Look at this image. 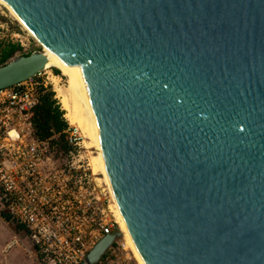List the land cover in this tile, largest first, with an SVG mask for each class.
<instances>
[{
    "label": "water",
    "instance_id": "1",
    "mask_svg": "<svg viewBox=\"0 0 264 264\" xmlns=\"http://www.w3.org/2000/svg\"><path fill=\"white\" fill-rule=\"evenodd\" d=\"M4 1L71 68L145 264H264V0Z\"/></svg>",
    "mask_w": 264,
    "mask_h": 264
},
{
    "label": "built area",
    "instance_id": "2",
    "mask_svg": "<svg viewBox=\"0 0 264 264\" xmlns=\"http://www.w3.org/2000/svg\"><path fill=\"white\" fill-rule=\"evenodd\" d=\"M42 73L0 91L1 201L26 229L35 264H83L100 241L122 232L116 202L93 171L98 151L85 146L79 127L68 122L63 135L35 136L30 115L40 89H48ZM98 264L139 263L123 235Z\"/></svg>",
    "mask_w": 264,
    "mask_h": 264
},
{
    "label": "bare ground",
    "instance_id": "3",
    "mask_svg": "<svg viewBox=\"0 0 264 264\" xmlns=\"http://www.w3.org/2000/svg\"><path fill=\"white\" fill-rule=\"evenodd\" d=\"M0 2L10 11L11 15H13L16 18V20L20 22V24L30 33V35L34 37L44 47V52L47 54L49 58L48 65L45 70H49V69L56 67L63 73L64 76L68 78L67 88L62 89L59 87L58 77L56 76L53 77L54 82L56 83L57 90L59 92V97L61 98L63 109L67 111L66 113L67 118L73 123H77L78 126L82 129L80 130L83 131L82 134H84L87 137V139H89L90 142L88 143L86 142V138H85V146L88 149L93 148L98 151L97 156L91 159V165H92L93 171L96 175H98L99 173H102L105 181L110 186L111 192L116 202L118 222L120 224V229L122 233L124 234L125 240L127 242V246L134 254L136 261L139 264H145L129 232L127 223L117 203V199H116L113 186L107 174V171H106L103 159H102V155H101L100 142H99V137H98V132H97V122L95 120L92 108L88 100L86 99V97L83 95V93L78 88L71 68L61 58H59L55 53L50 51L35 36V34L25 25V23L14 12V10L11 8V6H9V4H7L4 0H0Z\"/></svg>",
    "mask_w": 264,
    "mask_h": 264
},
{
    "label": "rangeland",
    "instance_id": "4",
    "mask_svg": "<svg viewBox=\"0 0 264 264\" xmlns=\"http://www.w3.org/2000/svg\"><path fill=\"white\" fill-rule=\"evenodd\" d=\"M8 42L19 44V45L23 43L25 45V49L21 47V50L9 62H11L12 60L20 56H28V55L30 56L34 52H38V51L44 52V47L34 37L30 35V33L20 24V22L17 21L16 18L13 15H11L10 11L0 2V46ZM54 68L43 71L42 76L39 77V80L41 82L42 81L45 82L48 88L47 90L54 93V99L58 101L61 110L64 111L65 113L64 118L68 120L67 122L71 123L72 121H70L66 116L67 111L63 109L61 98L59 97V92L57 90L56 83L54 82V79H53L54 76L58 77L59 87L62 89H66L68 86V78L64 76L63 73L59 69L56 68L60 72L59 74H57ZM71 124L79 127L77 123L72 122ZM81 132L83 133V131ZM84 137L86 138V142L89 143L90 142L89 139H87L85 135ZM90 149H93V148H90ZM98 175H100L104 179V176L102 173H99ZM1 210L2 212H6L3 205L1 206ZM17 227L18 226H16V224L13 222V223H10V229L8 230V233L6 232L7 230L6 225H3L0 231L3 228L4 229L6 228V230L1 231V234L4 235L5 238H7L9 236H13V233L10 232V230L13 229L19 232L20 234L19 239H23L24 233H22V231L19 230V228ZM128 250L129 252H131V255L134 256V254H132V251L129 249V247H128ZM13 256L19 264H24V261H26V253L21 248L15 247L9 254L8 253H5V255L0 254V264H11Z\"/></svg>",
    "mask_w": 264,
    "mask_h": 264
},
{
    "label": "trees",
    "instance_id": "5",
    "mask_svg": "<svg viewBox=\"0 0 264 264\" xmlns=\"http://www.w3.org/2000/svg\"><path fill=\"white\" fill-rule=\"evenodd\" d=\"M21 50V45L6 43L0 46V67L9 63L14 56ZM29 56V55H28ZM59 74V70L54 68ZM39 102L32 110L30 115L31 124L35 136L39 139H49L55 135H63L69 128L65 113L61 110L58 101L54 99V93L44 88L40 89ZM7 221L13 223L10 214L2 212L1 214ZM21 231H26L23 226L17 225Z\"/></svg>",
    "mask_w": 264,
    "mask_h": 264
},
{
    "label": "crops",
    "instance_id": "6",
    "mask_svg": "<svg viewBox=\"0 0 264 264\" xmlns=\"http://www.w3.org/2000/svg\"><path fill=\"white\" fill-rule=\"evenodd\" d=\"M1 206H2V201H1V194H0V229L1 227H3V225H6L7 230L6 228L5 229L3 228L2 230H6V232L8 233L11 222L7 221L1 215L2 214ZM1 231H0V254L1 255H5V253L9 254L15 247H19L26 253V261H24V264H35V258L33 255V246L26 234V231H22V233H24L23 239H19V235H20L19 232L13 229L10 230V232L13 233V236H9L7 238H5V236L1 234ZM11 264H19L14 258V256L12 258Z\"/></svg>",
    "mask_w": 264,
    "mask_h": 264
}]
</instances>
